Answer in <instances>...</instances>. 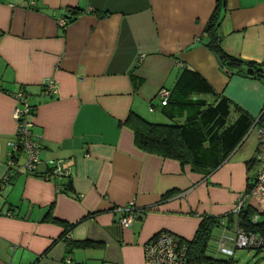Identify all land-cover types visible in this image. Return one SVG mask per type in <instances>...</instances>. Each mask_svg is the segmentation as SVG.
Returning a JSON list of instances; mask_svg holds the SVG:
<instances>
[{
    "label": "crops",
    "instance_id": "1",
    "mask_svg": "<svg viewBox=\"0 0 264 264\" xmlns=\"http://www.w3.org/2000/svg\"><path fill=\"white\" fill-rule=\"evenodd\" d=\"M222 4L216 33L223 49L264 66V0ZM213 6L214 0H0V179L17 129L13 94L21 90L34 110L38 174L59 160L71 182V191H57L63 177L26 172L23 153L14 152L16 172L0 187V264H143L145 241L161 230L188 240L202 214L221 217L217 252L223 236H232L235 217L226 227L223 216L245 187L254 126L203 176L188 164L138 149L124 125L129 111L143 118L146 103L153 111L156 91L169 89L183 65L258 116L264 84L228 75L203 44ZM132 76L141 79L136 88ZM48 79L53 97L41 92ZM128 204L133 217L122 227L117 208ZM72 239L95 245L68 252L65 240Z\"/></svg>",
    "mask_w": 264,
    "mask_h": 264
},
{
    "label": "trees",
    "instance_id": "2",
    "mask_svg": "<svg viewBox=\"0 0 264 264\" xmlns=\"http://www.w3.org/2000/svg\"><path fill=\"white\" fill-rule=\"evenodd\" d=\"M222 1L214 0L213 9L202 30L203 44L214 54L218 64L225 68L228 75L246 76L260 80L264 84V66L260 62L231 55L223 49L216 33ZM66 10L75 14L78 12L73 8ZM65 22L66 20L64 24ZM134 78L136 77L132 76L130 79L132 88L141 83L140 78L133 81ZM158 105L163 117L168 120L175 119L176 122H151L129 111L124 125L132 132L133 144L142 151L175 159L179 164H188L191 171L203 176H207L218 167L253 126L264 130V102L258 116L253 118L228 98L214 92L200 73L187 65L180 68L173 84L167 89L164 103L159 102ZM29 106L32 120L34 110L31 105ZM17 149L19 151V147ZM252 161V158L246 160L247 169L250 168ZM36 169L30 173L37 175L39 172ZM49 171L50 167L38 175L45 177ZM14 174L15 172L6 176L5 185L10 183ZM252 175L246 176L244 189L251 185ZM57 191L61 193L71 191L69 175H64L58 182ZM170 194L172 191L164 193L162 197ZM255 211L257 209L253 204L247 202L236 215H233L235 224L246 232L258 233L264 237V211H261L259 219L253 222L250 217ZM233 216L230 212L223 216L226 227L232 222ZM220 218L207 214L200 215L192 237L188 240L182 238L179 240L186 245V264H233L234 258L222 259L205 254L211 230L219 225ZM71 225L73 224L70 223L69 226ZM64 235L65 232L61 237L64 238ZM65 241L68 252L73 248L95 245L93 241L87 239ZM255 250L260 251L261 248Z\"/></svg>",
    "mask_w": 264,
    "mask_h": 264
},
{
    "label": "built area",
    "instance_id": "3",
    "mask_svg": "<svg viewBox=\"0 0 264 264\" xmlns=\"http://www.w3.org/2000/svg\"><path fill=\"white\" fill-rule=\"evenodd\" d=\"M30 6H32V3H30ZM59 24L63 25L64 22L60 20ZM41 92L44 96L53 97L56 93L54 82L51 79L45 80L41 85ZM166 94L167 90L164 88H159L156 91V96L161 104L164 103ZM26 96L21 90L13 94L19 105L13 111L17 129L14 139L9 142L10 153L6 161V171L0 180V187L5 184V178L8 174L16 172L14 169V152H18L17 147H19V151L24 153L23 169L26 172L34 171L40 162L39 145L32 138L31 128L33 124L30 120V106ZM254 131L256 147L252 154V160L255 164V170L252 175L251 185L248 189H243L238 193L230 211L232 215H236L247 202H251L257 209L250 217L253 222L257 221L260 217V212L264 211V130L261 127L254 126ZM48 163L50 171L45 177L60 179L64 175H69V169L62 167L59 160H50ZM117 210L122 214L118 219V223L122 227L128 226L133 217L132 205L128 204L124 207H118ZM226 242L229 245H226ZM242 247L262 249L264 248V237L258 233L246 232L241 227L235 226L232 236H223L217 249L220 253L233 258L234 248ZM185 254V243L180 242L176 236L165 230L157 232L155 236L145 241L142 245L143 264H186Z\"/></svg>",
    "mask_w": 264,
    "mask_h": 264
},
{
    "label": "rangeland",
    "instance_id": "4",
    "mask_svg": "<svg viewBox=\"0 0 264 264\" xmlns=\"http://www.w3.org/2000/svg\"><path fill=\"white\" fill-rule=\"evenodd\" d=\"M205 97H208V95H205ZM158 101L159 100L157 98L151 99V104L154 105L153 111H152V107H150L149 104H147V103L145 104V108L148 111V113L143 114V115L141 114L143 116V118L145 117L144 119L151 121V122H156V123H175L176 122L175 119L168 120L161 115V113L159 111V105H158L159 102ZM149 107L151 108V109H149L151 111L148 110ZM152 113H154V115H152ZM251 138H252V133L249 134L245 143L238 150V152H237L238 155H241L244 152V150L246 149V146L250 142ZM23 155H24V153H23ZM253 172H254V167L247 169V175L248 176L251 175ZM242 190L243 189H241L239 192H241ZM238 193L236 194V197H237ZM236 197H235V200H236ZM235 200H234V202H235ZM234 202H233V204H234ZM233 204H232V206H233ZM211 232H213L212 235H214V237L212 236V238H210L208 240L207 247L205 250L206 254L211 255L213 257L222 258V259L227 258L228 256L220 253L219 251L218 252L216 251V243H215V239H217L216 236L217 235L219 236L221 233H224V231H222V229L218 228V226H217V227H213ZM226 245H229V243L226 242ZM78 249L79 248H77V250ZM80 249H82V248H80ZM233 255H234L233 264H264V248H262L260 251H256L255 249L246 248V247L234 248Z\"/></svg>",
    "mask_w": 264,
    "mask_h": 264
}]
</instances>
